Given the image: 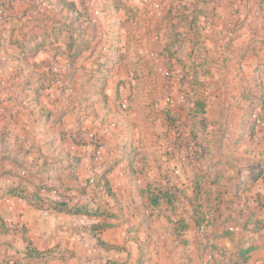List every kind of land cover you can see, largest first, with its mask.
Listing matches in <instances>:
<instances>
[{
	"label": "rangeland",
	"instance_id": "374dc122",
	"mask_svg": "<svg viewBox=\"0 0 264 264\" xmlns=\"http://www.w3.org/2000/svg\"><path fill=\"white\" fill-rule=\"evenodd\" d=\"M246 10L260 14L255 0H0V213L11 228L0 252L23 233L11 224L34 194L64 193L71 205L114 213L100 217L108 221L158 212L166 219L145 226L156 238L148 246L159 248L158 263L184 264V249L203 237L174 231L175 219L189 217L188 200L174 214L153 208L143 190L151 181L192 195L196 176L209 179L217 166L238 178L219 164L228 160L246 176L264 168V48L238 61L226 46ZM240 31L235 43L246 44L250 32ZM199 101L206 112L194 117ZM14 186L28 200L9 195ZM253 200L246 206L263 214Z\"/></svg>",
	"mask_w": 264,
	"mask_h": 264
},
{
	"label": "trees",
	"instance_id": "16d2710c",
	"mask_svg": "<svg viewBox=\"0 0 264 264\" xmlns=\"http://www.w3.org/2000/svg\"><path fill=\"white\" fill-rule=\"evenodd\" d=\"M217 1L220 2V0ZM255 3L260 10V14L255 15L249 10L242 23L236 29L230 30L231 36H229L226 43L227 48L234 49L233 52H236L235 54L237 55L238 61L245 60L247 54L256 55L260 47L264 48V0H255ZM71 5L75 7V2H72ZM25 11H27V8H25ZM255 22H260V29L256 28L254 25L252 26ZM242 29L248 30L251 36L246 44L238 45L235 43V40L241 35L239 31L241 30L240 32H242ZM73 30H75V28H73ZM3 35L4 34L1 33V40L4 39ZM75 35L76 34L72 33L69 37L70 41L67 42V49L70 52L77 47L78 39ZM17 42L18 44L21 43L20 40H17ZM256 46L259 47L258 50ZM42 48L43 43H38L36 45L32 44L31 55H37ZM229 57H232V55L230 54ZM260 63L264 64V62ZM205 112V102L202 101L197 102V105L191 109V114L194 117L200 116L201 114L205 115ZM219 162H221V160L218 159L216 165H218L217 163ZM219 164H229L237 168L236 175L238 178L231 177L229 172L221 170L217 166V168L214 169L215 172L209 179L206 178L207 174L203 173L196 176L192 195L187 194L185 190L177 184H165L161 187L158 182L151 183V181L148 182L143 192L146 193L149 204L153 208L161 209L163 206H166L167 209H170L174 214L178 208L177 205L178 202H180V198H186L190 205L189 217L180 215L175 219L174 231L176 235L183 237L186 232L192 231L193 229L198 232L201 231L200 233H202L204 237V242H206L203 245L204 248H211L213 252H218L223 255L225 254L224 249L215 247L214 240L228 237L233 244L230 262L232 264L245 263L250 259V253L257 248L255 241L259 238L261 231L264 230V213L256 214L251 208V205L248 207L246 206L248 200L252 198L254 202L256 201V203L261 206L264 205V203L261 202V198H264V193L256 189V187L260 185V179H262V185L264 186V168L257 166L253 173L246 176L244 165L239 166L236 165L234 161L229 160ZM72 168H74V166H72ZM258 168L260 169L259 171H261L260 173L256 172ZM163 176L171 181V176L169 174L165 173ZM105 185L107 193L111 194L112 190L108 180L105 182ZM40 188H46L49 191L53 190L52 186L48 185ZM21 189L24 190L25 187L14 186L8 190V194L28 200L27 196L25 194L23 195ZM253 190L256 191L255 194H251ZM244 193H248L247 195L249 196H247L243 202ZM64 195L66 194L62 193L60 198L48 196L45 198L41 194L36 193L34 194L36 201L28 200L27 202L37 209L51 208L58 212H66L69 214L98 216V219L86 225V229L91 235H96L97 232L113 225L106 218H100L116 216L114 213L108 212L103 206L97 205L96 208L92 209L90 207L91 203L88 201L80 203L75 202L74 205H71L70 202L62 198ZM234 205L238 207L235 208ZM224 207H227L230 212H227ZM237 212L240 215L244 214L243 217L237 218V216H235ZM233 221L238 222L240 230H236L229 226V223ZM10 231V225L6 221L4 215L0 213V234L5 235L10 233ZM45 252L46 251H39L29 246L24 256H42ZM7 263L6 261L4 264ZM15 264L18 263L15 262Z\"/></svg>",
	"mask_w": 264,
	"mask_h": 264
},
{
	"label": "crops",
	"instance_id": "0c3cea01",
	"mask_svg": "<svg viewBox=\"0 0 264 264\" xmlns=\"http://www.w3.org/2000/svg\"><path fill=\"white\" fill-rule=\"evenodd\" d=\"M247 13L246 10L244 18ZM256 24L260 29V22ZM135 219L127 218L122 223L110 219L112 226L91 235L86 225L95 219L80 214L58 212L51 208L37 209L29 204L20 209L18 216L12 221L11 226L17 228L18 225L23 228V233L14 237L7 252H0V264L6 261L7 264H163L158 263L159 248L148 246V239L154 238V243L156 238L149 230L146 235L145 226H157L155 221H164L166 218L157 212L154 218L138 222ZM229 226L240 230L238 222L233 221ZM263 235L261 231L255 241L257 248L250 253V259L240 264H264ZM205 243L202 237L200 242H196V246L184 249V264H232L230 254L233 244L228 237L214 240L215 247L224 249V255L213 252L211 248L205 249ZM29 246L46 252L42 256L25 257ZM4 257L6 261L3 260Z\"/></svg>",
	"mask_w": 264,
	"mask_h": 264
}]
</instances>
